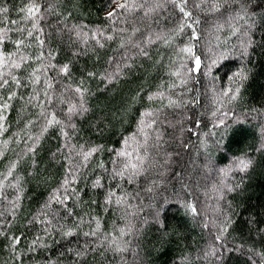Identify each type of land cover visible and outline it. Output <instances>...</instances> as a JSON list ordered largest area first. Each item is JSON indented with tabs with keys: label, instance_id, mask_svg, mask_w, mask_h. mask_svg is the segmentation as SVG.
<instances>
[{
	"label": "trees",
	"instance_id": "trees-1",
	"mask_svg": "<svg viewBox=\"0 0 264 264\" xmlns=\"http://www.w3.org/2000/svg\"><path fill=\"white\" fill-rule=\"evenodd\" d=\"M0 264H264V0H0Z\"/></svg>",
	"mask_w": 264,
	"mask_h": 264
},
{
	"label": "rangeland",
	"instance_id": "rangeland-1",
	"mask_svg": "<svg viewBox=\"0 0 264 264\" xmlns=\"http://www.w3.org/2000/svg\"><path fill=\"white\" fill-rule=\"evenodd\" d=\"M79 38V37H78ZM239 165H242L241 163L239 164ZM239 165H237V167H240ZM224 173H225V171H224ZM204 189H205V187H204ZM207 196H208V193H205ZM217 194V193H216ZM207 206V205H206ZM204 206V208H202V210H207V209H209V206ZM211 208H212V206H210ZM209 222H211V220H209Z\"/></svg>",
	"mask_w": 264,
	"mask_h": 264
},
{
	"label": "snow or ice",
	"instance_id": "snow-or-ice-1",
	"mask_svg": "<svg viewBox=\"0 0 264 264\" xmlns=\"http://www.w3.org/2000/svg\"><path fill=\"white\" fill-rule=\"evenodd\" d=\"M183 11V10H182ZM111 15V13H110ZM196 65L198 66L199 65V59L196 60Z\"/></svg>",
	"mask_w": 264,
	"mask_h": 264
}]
</instances>
